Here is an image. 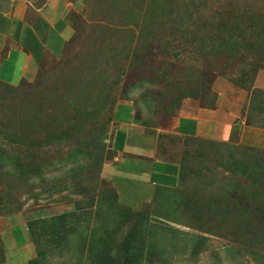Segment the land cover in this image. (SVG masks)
I'll use <instances>...</instances> for the list:
<instances>
[{"label": "rangeland", "instance_id": "1", "mask_svg": "<svg viewBox=\"0 0 264 264\" xmlns=\"http://www.w3.org/2000/svg\"><path fill=\"white\" fill-rule=\"evenodd\" d=\"M67 21L62 58L0 84V264L28 258L19 240L35 249L27 264H264V148L171 127L182 102L211 107L219 81L248 91L245 116L264 122L251 89L264 0H74ZM120 104L179 163L175 187L141 197L126 179L112 147Z\"/></svg>", "mask_w": 264, "mask_h": 264}, {"label": "crops", "instance_id": "2", "mask_svg": "<svg viewBox=\"0 0 264 264\" xmlns=\"http://www.w3.org/2000/svg\"><path fill=\"white\" fill-rule=\"evenodd\" d=\"M71 7L69 0H0V81L13 86L31 81L42 63L63 57L73 34L67 21ZM252 89L264 92V70L255 74ZM215 93L211 107L194 100L182 102L171 120L172 132L181 138L227 145L237 135L246 147L264 148V140L255 143L252 139L253 135L264 138V130L246 123L248 91L219 81ZM113 124L112 147L126 155V179L135 182L136 193L145 197L152 186L173 188L178 184L179 163L156 155L155 139L145 134L129 104L117 106ZM20 243L17 250H31L28 258H19L21 252H17L8 257L9 264H27L35 256L31 244Z\"/></svg>", "mask_w": 264, "mask_h": 264}, {"label": "trees", "instance_id": "3", "mask_svg": "<svg viewBox=\"0 0 264 264\" xmlns=\"http://www.w3.org/2000/svg\"><path fill=\"white\" fill-rule=\"evenodd\" d=\"M69 1H71V2H74V0H69ZM198 14V13H197ZM200 19V18H199ZM199 19L198 18H196V19H194V22L195 23H198L199 22ZM40 68V67H39ZM39 72V71H38ZM254 79V78H253ZM24 82H27V81H25V80H22L18 85H16V86H13V85H10V84H7V83H5V82H2V81H0V84L1 85H4V86H7V87H9V88H16V87H18V86H20V84L21 83H24ZM253 83V82H252ZM251 89H252V86H251ZM252 91H256V92H259V93H261V94H263L264 95V92L263 91H260V90H255V89H252ZM249 100H250V97H249ZM246 123H247V125H249V126H253V127H257V128H261V129H263L264 130V122L262 121V123H253V122H250L249 120H248V117H246ZM189 139H191V138H189ZM197 140H202V139H197ZM202 141H207V140H202ZM207 142H209L210 144H216V145H218V146H220V147H223V146H225V148L227 149V144L226 143H218V142H212V141H207ZM248 147V146H247ZM249 149L250 150H254V148L253 147H249ZM255 149H259V148H255ZM115 151V150H114ZM155 233V232H154ZM153 233V234H154ZM18 243H20V240H19V242ZM37 245V249H38V243L36 244ZM40 253V252H39Z\"/></svg>", "mask_w": 264, "mask_h": 264}]
</instances>
